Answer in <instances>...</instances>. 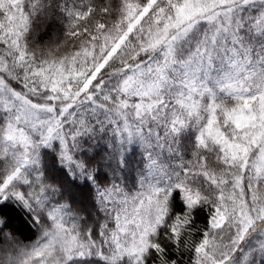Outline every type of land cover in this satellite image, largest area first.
<instances>
[{
	"label": "snow or ice",
	"instance_id": "1",
	"mask_svg": "<svg viewBox=\"0 0 264 264\" xmlns=\"http://www.w3.org/2000/svg\"><path fill=\"white\" fill-rule=\"evenodd\" d=\"M0 264H264V0H0Z\"/></svg>",
	"mask_w": 264,
	"mask_h": 264
}]
</instances>
